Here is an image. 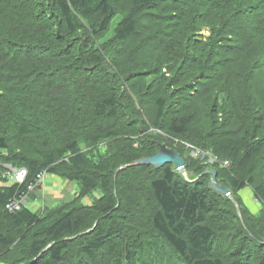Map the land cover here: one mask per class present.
<instances>
[{
  "label": "trees",
  "instance_id": "trees-1",
  "mask_svg": "<svg viewBox=\"0 0 264 264\" xmlns=\"http://www.w3.org/2000/svg\"><path fill=\"white\" fill-rule=\"evenodd\" d=\"M161 144L193 181L118 171ZM10 167L28 175L0 184V264H264V0H0V182ZM41 171L79 192L9 211Z\"/></svg>",
  "mask_w": 264,
  "mask_h": 264
},
{
  "label": "rangeland",
  "instance_id": "rangeland-1",
  "mask_svg": "<svg viewBox=\"0 0 264 264\" xmlns=\"http://www.w3.org/2000/svg\"><path fill=\"white\" fill-rule=\"evenodd\" d=\"M120 19H121L120 16L116 17L115 21L112 24L111 32H113V29L115 28L117 22ZM201 33H204V35L210 34V32L206 29V27L203 29V31H201ZM99 148L101 151H105L106 150V143H101ZM5 176L8 178L7 182L6 183L0 182V184L1 185L13 184L12 183L13 181L11 178L12 177L11 173L6 172ZM189 176L193 177L194 173L189 172ZM71 184H73V187H71V188L66 187L62 183V181L59 182V179H57L54 174L47 172L46 176H45V181L43 183V188L39 189V191L36 192V193H38V195H36V193L33 192L32 195L29 196L27 206L29 208H31L32 210L36 211V210H40L44 204H47V206H57L63 201L70 200L73 197H75L76 194L80 190L79 184H77L75 182H73ZM43 193H44V195H43ZM60 193H61V195H60ZM241 194H242V197H243L245 203L249 206V208L254 213L261 207L260 202L255 199V197L253 196L249 187H247L246 190L242 191ZM34 195H36V196L33 197ZM55 195H59V196H55ZM101 195H102V191L100 189H98V190L94 191L91 195L82 198V201L85 204H92L94 202L95 198H98Z\"/></svg>",
  "mask_w": 264,
  "mask_h": 264
},
{
  "label": "water",
  "instance_id": "water-1",
  "mask_svg": "<svg viewBox=\"0 0 264 264\" xmlns=\"http://www.w3.org/2000/svg\"><path fill=\"white\" fill-rule=\"evenodd\" d=\"M140 164H151L156 168H161L166 164H173L175 169L181 172L187 180L193 181L190 178L189 173L187 171L185 158L182 157V155L176 150L168 148L165 144H161L160 149L154 155L148 157H142L130 164L123 165L118 169V171L130 165H140ZM207 171L210 172L211 174V179H210L211 186L215 190L227 195L230 199H232L237 207L239 215H242L240 205L236 200H234V196L231 189L227 185L218 182L217 171L213 168L208 169ZM38 188H42V186H39Z\"/></svg>",
  "mask_w": 264,
  "mask_h": 264
},
{
  "label": "built area",
  "instance_id": "built-area-1",
  "mask_svg": "<svg viewBox=\"0 0 264 264\" xmlns=\"http://www.w3.org/2000/svg\"><path fill=\"white\" fill-rule=\"evenodd\" d=\"M187 147L192 149V155H194L195 157H201V158H208V161L213 163V162H217L219 163L221 166H227L229 165V160H222L220 159L217 155H215L214 153H212V151L210 150H202L199 147L189 143V142H184ZM11 171V176L13 177V180L15 182H19L22 183L25 181L27 175H28V170L26 168H20V169H16L11 167L10 168ZM46 171H41L40 173H38L35 181L31 182L28 184L27 190L19 195H16L15 197H13L8 203V206L6 205V208L9 211H17L20 210L23 206H27L28 203V199L29 196L34 192H37V189L39 186H42L43 188V183L45 181V176H46ZM41 188V189H42ZM44 195V193H43Z\"/></svg>",
  "mask_w": 264,
  "mask_h": 264
},
{
  "label": "crops",
  "instance_id": "crops-1",
  "mask_svg": "<svg viewBox=\"0 0 264 264\" xmlns=\"http://www.w3.org/2000/svg\"><path fill=\"white\" fill-rule=\"evenodd\" d=\"M12 179H13V177H11ZM57 178V177H56ZM58 179V178H57ZM62 180H60L59 179V182H61ZM62 183L66 186V187H69V188H71V187H73V184H71V182L70 183H68V184H66L65 182H63L62 181ZM38 189H41V188H38ZM32 195V194H31ZM36 195H38V193H36ZM36 195H34L33 197H35ZM60 195H61V193H60ZM55 196H59V195H55Z\"/></svg>",
  "mask_w": 264,
  "mask_h": 264
},
{
  "label": "bare ground",
  "instance_id": "bare-ground-1",
  "mask_svg": "<svg viewBox=\"0 0 264 264\" xmlns=\"http://www.w3.org/2000/svg\"><path fill=\"white\" fill-rule=\"evenodd\" d=\"M208 175V174H207ZM234 195V194H233ZM8 206V205H7Z\"/></svg>",
  "mask_w": 264,
  "mask_h": 264
}]
</instances>
